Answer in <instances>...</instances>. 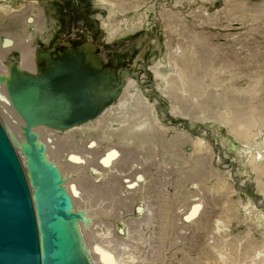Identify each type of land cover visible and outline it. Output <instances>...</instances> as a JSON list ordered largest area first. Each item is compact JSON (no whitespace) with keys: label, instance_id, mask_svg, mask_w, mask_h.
I'll return each mask as SVG.
<instances>
[{"label":"rangeland","instance_id":"374dc122","mask_svg":"<svg viewBox=\"0 0 264 264\" xmlns=\"http://www.w3.org/2000/svg\"><path fill=\"white\" fill-rule=\"evenodd\" d=\"M112 1L120 5V3L118 2L119 0ZM122 1L131 3L133 5L132 8L136 6L134 9H128L125 6L117 5V11L119 12V15L126 21H128V23L131 22L132 19L133 21L136 20L134 23V27L132 28L133 31L119 33L116 39L109 42L108 40H106L108 37L106 33L108 32H105V30L103 31L101 22L99 21L98 26L93 25V23L91 22L93 17L97 18L100 15L99 13H104L107 17V9H103L101 7L96 6L92 0H0V56L3 54L1 52H3L4 49L6 50V48L2 46V42L4 40H7L8 37L20 42H22V40L24 41V39L32 41L30 43L32 45L31 48L35 50V52L33 51L34 53H36L37 49L40 48L44 50L50 48V41H52L53 44L55 41L59 40L60 46L57 48L56 52L53 53L54 56L57 55L58 52L64 51V43L67 44V46L73 48H76V46L83 43L87 46V48L92 46L93 48H95L99 44V40H96L94 38L95 36H97L96 30L97 27H99V30H102L104 35L103 38L100 39V41L103 42L102 48H104H97V54H94V57H92L98 60L100 66H103V68L107 69L109 71V74H112L114 76L116 86L121 83V79L124 73L122 72V70H127L129 71V73L137 75L140 78L141 82H145V80H153L155 82V84L140 83L142 84V87L131 90L132 93H129L128 95L132 100H136L137 98H139L138 93L146 90L145 93H147V99L149 101H151L152 98L155 97L159 98L162 102L164 101L167 104L169 102V104L165 106L162 102L155 103L151 101V105L155 107V110L153 111L149 107L150 103H147L146 107L143 105L149 118L154 120V117H159L160 125H157L158 131L148 129V127L145 126L136 129L135 133L130 135L131 137L127 135L126 139L127 141H129L128 146H130L129 148L132 149L130 153L127 152L129 155L126 159V169H131L130 172H132L135 169L140 168V171H143L148 174V181L145 182L144 185H142V187L136 191L132 212L126 215L122 211H120L119 216L115 219L114 217L106 216V211L110 210H106L105 206L110 203V200L104 199L105 197H101L94 193L91 195V201H86V203H88V201L90 203H88L90 208L88 212L94 213L96 216V219L94 221L96 223L93 229L94 233L98 235L106 234V223H110L112 226H114V230L116 231V233L120 234V237H125L124 239L126 241L131 242V240L128 238V229L125 226L127 221L140 219L138 214L133 212L134 207L140 205L143 202L142 200L147 197L152 205L153 212L155 211L154 215H157L159 211H157V209H164L162 206L158 205V201L151 194L150 186L152 184V181H156L158 185V190L160 192H162V189L165 191L166 189H168L170 191V194L174 196H182L184 193L187 194L183 201L181 199H178L182 202H175V200L177 201V199H165L164 205H166L167 208H169L170 206L172 207L169 208L171 212L166 209L168 210L167 216L169 223H172V219L174 220L173 212L175 209L177 215H183L184 212L189 208V206L195 201H203L204 204L206 203L204 207L206 209L208 208V212H211L209 202L213 204V201L218 202L220 200L219 205L214 204V206H212V212L217 213V218H215L214 221L219 220L220 218L222 220L221 222L228 226L230 225L229 221L231 219H228L226 217L229 213L226 212L224 213V215L222 212H224L223 210L228 207L229 201L235 204L238 203L239 208L241 209L242 201H248L250 199L251 201H254L258 205L262 206V209H264V199L261 200L260 198L263 197V195L257 189L258 182H256L255 179L252 180L249 178L248 180V177L243 178L244 183H239V180L237 179L229 180L228 177H221V180H219V176H217L215 178L213 177L209 179L208 182L207 180L199 181L196 179L195 185L191 183L188 184V186L186 187L184 185H181L179 187H173V185H175V182L178 181L177 179L183 176L184 170L189 168L188 166H190V164L185 166L182 165V163H180L178 159L174 158L175 153H172L171 151H167V153L163 152V146L156 145L154 141L156 137L160 136L158 138H161L165 140V142L170 144L173 140H175V138H181V145L184 141L185 144L184 146H182L180 152L184 155V157H186V159H191L194 156V142L197 141V138L199 136H204L206 138L207 144L213 148L212 154L208 151V154L202 152L203 154L196 153L195 156L196 158H201L204 156L207 157V155L212 156L209 165L206 166V173L212 176L211 170H213L214 173L215 169L221 171L222 167L235 164L233 175H236V177H238L237 174L239 171V166L236 165L235 158L225 155V153H221L219 151V148L222 149L221 145L217 142V140L213 141L212 136H210L209 133L204 129H207L211 126L210 122L216 121L220 124V122H223V120L221 119L225 117L217 116V119H213V116L216 117V115L218 114L229 115V111L225 109L223 101L227 100L230 97L239 99L243 97L246 92H249L256 86L255 80H251V78H244V75L239 73V71L236 70L237 68L233 66L236 57L238 55H242L235 53L233 50L239 48V46H237L238 43L236 42V40L239 42H241L240 40H242L243 42L248 41V43L246 44L250 43L251 45V49L248 51V53L257 54L256 52L258 51L264 53V17H255L257 16L255 15V8L264 5V0ZM137 5H139V9L137 8ZM18 10L20 12H24V14L21 13L23 15H21L22 17L20 19H16L15 16L18 14ZM170 11L176 14L179 24L183 27L179 34L169 27V16L166 15V12ZM164 13L165 15H163ZM28 17H35L39 19L40 26L37 24L28 25ZM257 27H261V29H258ZM44 30H46L47 32ZM22 36L24 37L22 38ZM44 38H49V42L47 43L46 41H44ZM194 38H196L194 46H196V43L203 42L202 44H204V47H207L204 48L206 50V53L211 52V46L214 48L220 47L224 51L228 52L220 58L226 61L228 60L229 62L231 61L232 65L229 63L228 65H231L230 67L226 63L227 69L225 67L226 70H224V63H219L215 66L213 70L207 71L206 69L202 68L201 64L196 63V56L192 61L188 60V74L189 80H191L190 84H196V86L197 84L199 85L196 88V95L193 97V92L195 90L193 89L192 85L183 86V84L186 83L182 82L179 77L181 73V67L175 65H166V69L165 67L158 68V70L160 69V75L163 77L161 78L160 76L158 80L155 78L154 73V70L157 69H150V67H153L154 62L159 63L160 58L164 56L163 54L165 52H167V44L172 47L173 52L176 51L177 45L181 46L184 51L189 52L190 46L193 45ZM202 38L206 39L204 40ZM208 38H210V42H208L206 45L205 41ZM89 44L90 46H88ZM25 49H28V51L31 50L30 46L29 48ZM19 52V50H16L10 53L7 56L8 58L5 57L6 60L8 59V65L12 64V59L14 58L15 60L19 59L21 61L22 52ZM244 55L245 57L247 56L246 54ZM188 58L189 56L185 59ZM0 62V64H3L2 61ZM245 65H248V68L250 67L249 71L251 72H254L255 69L258 71H262V68L260 67H264V58H260L256 62L242 61L240 67H245ZM169 66L171 68H169ZM231 70L233 72H229ZM125 74L127 75L126 72ZM214 77H217L218 79L220 78V80H214ZM171 78L175 79L173 81L174 84H178L179 97L181 98V101L185 100V105L187 108H191L193 104L197 105L200 102L206 100V102L208 103V105L203 109V111H199V109L195 108L190 114L186 115L181 119L183 122L178 123L175 127L171 126L170 124L177 123L179 120H170L168 116H166L167 114L165 115L164 113L166 111V113L170 114L171 103L167 98L161 99L162 94L160 95L158 93L160 91L159 89L161 88L165 90V93H169V89H167V86L165 85V80H171ZM194 78H197L196 82L194 81ZM176 79L178 80L176 81ZM163 80L165 82H163ZM125 84H127L126 80ZM123 89L124 88H122V91L120 92L121 95L123 93ZM149 91L151 92L149 93ZM120 96L117 97L118 99L116 101V107H119L118 104L120 103L118 102V100ZM123 109L125 111H135V109L130 104H125L120 112H125ZM113 115L114 114L112 113L110 118H112ZM120 117L118 118L121 119ZM122 117L125 118L124 116ZM125 119L127 121H130L133 120L134 117L128 116ZM135 119L139 120L140 117L135 115ZM0 120L2 121V123L4 122L3 124L8 130L7 126L9 120L3 117V112L1 109ZM191 121L197 122V128H194L191 125ZM114 127L116 130L119 126L114 125ZM168 127H173V129L170 130L168 129ZM225 128V133H232L230 128ZM110 129L113 133L112 128ZM96 131L97 132H95V130L81 129V131H77L74 133L72 132L66 134V136L67 138L72 137L75 143L81 145L78 146L80 147V150H84L90 140H102L104 138L105 140L102 141L103 145L100 148L102 153L105 152L108 148H112L114 146L116 147L118 146V143L124 142L122 141L123 139H120L121 141H118L116 138H112L110 133H106L104 135L100 134V131ZM257 131L258 130H256L255 133H257ZM42 136L44 137L43 139H45L46 137L50 136V133L42 132ZM61 136L57 137L61 139ZM146 138H151L154 141V148H152L151 151L152 154L154 153V150H158L160 153L159 155L155 153L153 154V156H148L146 154V152L148 151L145 150L142 146H137V148L133 146L136 145L135 140H145ZM208 139H210L212 143ZM93 145L94 144L91 143L89 146L92 147ZM74 148L76 147L72 148V146H69L66 150L69 152L73 151ZM220 155L225 158L221 160ZM70 157H72V155ZM110 174H112V172L104 175L94 176L95 182H98L99 184L102 183V181L106 178V180H108ZM83 175V173H78L76 175L70 174L68 178L70 177V180H76L81 179ZM214 184L218 187H216ZM242 185L243 187H241ZM120 187L121 189H124L125 184H121ZM219 187L226 191L220 192L221 189ZM228 188H233V190H236L235 188H238V190H236L238 191V193L227 195L226 193L230 192V190H227ZM188 189L190 190L189 193L187 192ZM116 197L119 198V196ZM99 198H101V201L99 200ZM223 198L228 203L223 201ZM199 199L200 201H198ZM118 204L119 203H117V205ZM116 210L117 207L114 206L112 213H114ZM99 212H101L102 214H100ZM238 217L241 219L240 212ZM181 218L182 217L176 218L173 226L165 225V227L169 228V231L166 232V236L164 237L163 235H161L164 233H159L161 228V221L158 219L157 216L154 218L153 226L150 230L151 239L150 241H148V243L150 244L149 246H147L148 248L146 250L147 254L148 251L150 252L152 262H146V264H184L182 263L184 255H188V258L191 259L190 261H195V264H261L260 260H262L264 255L262 248L261 250H257V254L259 256L257 257L258 259H254V252L251 255L252 259H249L248 257H242L240 260L235 261L234 258H232L234 257L233 253L236 252L237 249L244 250L247 244L251 246L252 249H254V245L257 244L256 240L258 239V237L256 238L253 236L251 243L249 240L245 239V237L249 236V231H247L246 233V230L244 228H235V232L232 231V233L230 231V228L227 230L228 227L226 226V229L218 233L216 225H212L211 229H207V231H202L201 228H199V226L195 225L194 223H187L188 226H185L183 223L184 221L181 220ZM183 219L185 220V216H183ZM122 229L125 231L124 234L120 233L122 232ZM239 237H243L244 241L242 239H239ZM237 240L241 241L237 242ZM222 241L226 242L224 243ZM233 242H236V244L240 246L236 249V251H234L231 247L225 248L227 243L229 245H232ZM213 243H219L220 245L222 244L220 246V250L223 256L219 257L218 251L211 247ZM223 249L225 250L223 251ZM236 253L239 254L240 251ZM258 260L259 262H256Z\"/></svg>","mask_w":264,"mask_h":264},{"label":"bare ground","instance_id":"6f19581e","mask_svg":"<svg viewBox=\"0 0 264 264\" xmlns=\"http://www.w3.org/2000/svg\"><path fill=\"white\" fill-rule=\"evenodd\" d=\"M3 1H7V0H3ZM92 1L95 3L96 6L101 7L103 9H107V12H106L107 17H106V14H103V13H99L100 15L97 17V19L101 22L103 31L105 30V32H108L106 33V35H108L107 39L105 38L106 40L110 42L116 39L119 33L133 31L132 28L134 27V23L136 20L133 21L132 19V21L128 23V21L122 18L119 15V12L117 11L118 4L114 3L112 0H92ZM118 2L120 3L121 6H125L128 9H134L136 7L135 6L132 8L133 5L131 3H127L122 0H119ZM139 5H137V8L139 7ZM255 10H256L255 15H257L255 16L256 18L264 17V5L255 8ZM21 13L24 14V12L19 11L18 14L15 15L16 19H20L22 17L21 15L23 14ZM166 13H167L166 15L169 16V27L179 34L183 27L179 24L176 14L172 13V11L166 12ZM163 15H165V13ZM27 22H28L27 23L28 25L37 24L40 26L39 19L35 17L34 18L28 17ZM257 28L261 29V27H257ZM103 36L104 35L101 30L99 33V37L97 38L99 40L98 41L99 44L95 48H93V46L87 48V46L84 43L76 46V48L81 47L82 49H84L87 59L91 61L93 64L95 63V65L100 69L103 75H109V77H111V83L106 85L105 87V92H109L111 95V101L107 104V106L103 109V111L97 117H95L94 119H90L83 124L76 125V126H73L67 129H53V128H49V127L42 126V125L34 128V131L38 134L39 141L43 142V144L45 145L47 158L59 168L61 177L64 179L63 181L64 188L66 189V191L71 197V200L73 203V209L80 210L82 214L84 215V220L77 222V228H78V231L81 237L82 249L85 255L87 256V259H89V261L92 264H104L99 259L100 258L99 253L95 251L96 247H99L100 249L104 250L105 252L111 255L112 260H110L109 258L108 264H146V262L147 263L152 262L150 252L148 251V254H147L146 250L148 248L147 246H149L150 244L148 243V241H150L151 239L150 230L153 226V221L156 216L161 221V228H160L159 233H164V234H161L163 235V237L166 236V232L169 231V228L165 227V225L173 226L176 218L178 217H182L181 220L184 221L183 223L185 226H188L187 223H194L195 225H198L202 231H207V229H211L212 225L213 226L216 225L218 233L226 229V226L228 227L227 230L230 228L231 232L232 231L235 232L234 231L235 228L236 229L244 228L246 230V233L247 231H249V234H248L249 236L247 237L244 236V237L246 240H249L250 243L252 242L253 236L256 238L258 237V239L256 240L257 244L254 245L255 247H253L254 249H252V247L247 244L244 250H238L237 248L240 246H238L236 242H233L232 245H229L227 243L225 248L231 247L233 248L234 251H236L237 249L236 252L240 251L239 254H237L236 252L234 253L232 252L234 256L232 258H234L235 261L240 260L242 257H248L249 259H252L251 255L253 252L255 253L254 259H258L257 257L259 256L257 254L258 253L257 250H261L262 248L264 252V209H262V206L258 205L257 203L249 199L248 201L247 200L242 201V208L240 209L238 203L235 204V203H231L230 201L228 203L223 198V201L228 203V207H226L227 209L225 208V210H223L224 212L222 213L223 214L226 212L229 213L227 214L226 218L231 219L229 221L230 225L228 226L222 223L221 222L222 220L220 218L219 220L214 221V219L217 218V213L212 212V206H214V204L219 205L220 200L218 202L213 201V204L209 202V206L211 207V212H208V208L206 209L204 207L206 203L204 204V202L200 201L199 199L198 201L200 202L195 201L194 203H192L189 206V208L184 212L183 215H177L175 211L176 209H175L173 212L174 220L172 219V223L171 222L169 223L167 211L169 210V208H172V207L170 206L169 208H167L166 205H164L165 199L166 198L167 199L171 198V200L177 199V201L175 200V202H178L179 201L178 199H181L183 201L187 194L184 193L182 196H174L170 194V191L168 189H166V191L162 189V192H160L158 190V185L156 181L151 182L152 183L150 186L151 194L158 201V205L162 206L164 209L162 208L157 209V211L158 210L159 211L157 215L155 214L156 215L155 216L154 215L155 211L153 212L152 205L149 199L147 197L145 198L143 197L144 198V200H142L143 202L141 204L139 203L140 205L135 206L133 209V212L138 214L140 219L139 220L135 219V220L126 222L125 227H127L128 229L127 230L128 231L127 233L129 234L128 238L131 240V242L126 241L124 239L125 237L123 238L120 237L119 236L120 234L116 233V231L114 230V226H112L110 223H106V227H107L106 234L98 235L94 233L93 229L96 223L94 222L96 219V216L94 213L88 212L90 209L89 208L90 203L89 201H88L89 204L86 203L87 200L91 201L92 194L95 193L101 197H105L104 199L110 200V203L107 206H105L106 210H110V211H106V216L114 217L116 219L119 216L120 211H122L126 215L132 212L136 191L139 190V188H141L142 185H144V183L148 181V174H146L143 171H140L139 170L140 168H137L132 172H130L131 169H126L125 167L126 159L129 155L128 153H130L132 149V148H129L130 147L128 146L129 141H127L126 138H127V135L130 136L131 134L135 133L136 129H139L145 126L148 127V129L158 131L157 125H160L159 117L157 118L154 117V120L149 118V116H147L145 107L147 103L148 104L150 103L149 107L153 111L155 110V107L151 105V101L155 103L162 102L159 98H155V97L152 98L151 101H149L147 99V93H145L146 90L138 93L139 98H137L136 100H132L130 96L128 95L129 93H132L131 90L142 87V84H155L153 80H145V82H141L140 78L137 75L126 72L127 73L126 77L124 75L122 76V79H121L122 83L116 86L114 76L112 74H109V71L103 68V66H100L98 60L93 58L94 54H97L96 53L97 48L99 49L104 48V47L102 48L103 42L100 41V39L103 38ZM23 37L24 36H22V38ZM202 39L205 40L206 38H202ZM209 39L210 38H208L205 41L206 45L208 42H210ZM49 40L50 39L47 38L44 41L48 43ZM240 41L241 42L236 40V42L238 43L237 46H239V48L234 49V50L232 49V50L235 53L242 54V55L239 56L237 54L238 56L236 57V60L233 66L237 68L236 70L239 71V73L244 75V78H247V79L251 78V80L252 79L255 80L256 86L249 92H246V94H244L243 97L239 99L230 97L227 100L223 101L225 109L229 111V115L226 114L227 115L226 116V115L218 114L216 115V117L213 116L212 117L213 119H217V116L219 117L225 116V117L221 119L223 120V122H220V124L219 122H216V121L210 122L211 126L207 129H204L205 131L209 133L210 136H212L213 141L217 140V142L221 145L222 149L219 148V151L221 153H225V155L235 158L236 165L239 166L238 167L239 171L237 174L238 177H236V175H233L235 164L222 167L221 171H218L217 169H215L214 173H213V170H211L212 176L206 173V166L209 165L212 156L207 155V157L204 156L201 158H196L195 156L196 153H202V152L207 153L208 151L212 154L213 148L207 144L206 138L204 136H199L197 138V141L194 142V145H193L194 156L191 159H186V157H184V155L181 154L180 152L182 149V146H184L185 144V141H184L183 144L181 145V138H175V140H173L169 144L165 142V140L158 138L160 137L158 136L155 138L154 141L156 145L163 146V149H164L163 152L167 153V151H171L172 153H175L176 156L174 155V158L178 159V161H180V163H182V165L184 166L190 164V166H188L189 168L184 170L183 176L177 179L178 181L175 182V185H173V187H179L181 185H184L186 187L188 186V184H191V183L195 185L196 179L199 181L207 180L208 182L209 179L213 177L215 178L217 176H219V180H221L220 179L221 177L223 178L228 177L229 180L237 179L239 180V183H244L243 178L248 177L247 178L248 180L250 178L252 180L255 179L256 182H258L257 189L263 195V197H260V198L261 200L264 199V83H263L264 82V70H263L264 67L262 66L260 67L262 68V71H258L255 69L254 72L249 71L250 67L248 68V65H245V67H242V66L240 67L242 61L243 62L244 61L256 62L260 58H264V53L260 51L256 52L257 54L248 53V51L251 49L250 43L246 44L248 43V41L247 42H243L242 40ZM30 42L32 41H29L28 39H24V41L22 40V42H20V41L14 40L9 37L7 40H4L2 42V46L6 48V50L4 49L5 51L3 50V52H1L3 54L0 56L1 58L0 61H2L3 64H0V74L6 76L8 73V69L10 68L11 65L14 64V65H17L23 72L29 73V74L34 73L35 75V73L37 72L36 60H38L39 62H43L44 60L36 58L35 54L37 52L34 53L35 50L31 48L32 45ZM194 42H196V38H194L193 45L190 46L189 52L184 51L182 47L179 45H177L176 51L173 52L172 47L169 44H167V52H165L163 54L164 56H162L161 58L159 57L160 58L159 63L154 62V65L152 64L153 67L152 66L150 67V69H157V70H154L155 78L157 80L161 76L159 73L160 69L158 70V68L165 67L166 65H170V66L175 65V66L181 67V69L179 68L181 70L179 77L182 82L186 83V84H183V86L192 85L193 89L195 90L193 92L194 94L193 97L196 95V88L199 85L197 84L196 86V84H190L191 80H189V74H188L189 73L188 60L192 61L196 56V63L201 64L202 68L206 69L207 71L213 70L215 66L219 63H224L223 65L224 70L227 69L226 63L227 65L229 63L232 65L231 61L229 62L228 60L226 61L220 58L228 53L224 51L222 48L220 47L214 48L211 46V52L206 53V50L204 49L206 46L204 47V44H202L203 42L196 43V46H194L195 45ZM29 46L31 49L30 51H28V49H25V48H29ZM59 46H60L59 40H57L49 48L51 49L50 53L53 57H55L53 53L56 52ZM63 46L65 48L64 51L66 50L73 51L74 49H76V48L67 46V44L65 43L63 44ZM88 46H90V44ZM19 48H23L24 50L19 49ZM16 50H19L20 52H22L21 61L19 59H18L19 61L17 59L15 60L14 58L12 59V64L8 65L7 64L8 59L6 60L5 57H7L10 53ZM64 51L58 52V54L64 53ZM244 54H246L247 56L245 57ZM188 56L189 58L185 59ZM231 65H228V66L231 67ZM170 66L169 68H171ZM229 72H233V71L231 70ZM161 78L163 77L161 76ZM125 80L127 84H125ZM174 80L175 79H172V78L171 80H167V79L165 80L166 81L165 85L167 86V89H169V93H165L164 92L165 90H163L162 88L159 89L160 91L158 92L160 95L162 94L161 99L167 98L171 103V110H170L171 112L170 114H168L165 111L164 112L165 115L167 114L166 116H168L170 120H174V119L179 120L177 123L170 124L173 127H175L178 123L183 122L181 119L185 117L186 115L190 114L195 108L199 109V111H203V109L208 105V103L206 102L207 100H206L200 103L198 102L199 104L197 105L191 104L192 107L187 108L185 105L186 104L185 100L181 101V98L179 97L178 84H174L173 82ZM177 80L178 79H176V81ZM196 80L197 78H194L195 82ZM214 80H220V78L218 79L216 77ZM165 81L163 80V82ZM122 88L124 89L121 95L120 92L122 91ZM150 92L151 91H149V93ZM118 96H120L118 100L120 104H118L119 107L118 106L116 107V103H117L116 101L118 99L117 98ZM162 103L165 106L169 104V102L167 104L164 101ZM125 104H130L135 109V111H132V110L125 111L123 109L125 112H120ZM143 105L145 107H143ZM0 109L3 112V117L9 120V123L7 126L8 130L4 126L5 129L8 131V133L11 135L13 139H16V140L20 139L21 136L19 134L20 133L19 126L22 124V120L18 117L15 110L11 106L8 100V97L6 95L5 87L3 83H0ZM112 113L114 115L112 116V118H110ZM135 115L139 116L140 119L136 120ZM122 116H124L125 118H127L128 116H133L134 119L127 121ZM118 117H120L121 119H119ZM114 125L119 126L118 129L115 130ZM191 125L194 128H197L198 126L197 122L195 121H191ZM173 127H168V129L172 130ZM225 127L230 128L232 133L230 134L225 133V129H226ZM110 128H112L113 133ZM81 129L95 130V132H97L96 130H98L100 131V134H104V135L106 133H110L112 138H116L118 141H121L120 139H123L122 141L124 142L118 143V146L108 148L105 152L102 153L100 148L103 145L102 141H104L105 139L104 138L102 140L93 139L87 143V147H85L84 150L83 149L80 150V147L78 146H81V145H78L77 143H75L72 137L67 138L66 134L81 131ZM256 130H258L257 133H255ZM42 132L50 133V136L43 139L44 137L42 136ZM57 136H61V139H59ZM181 136H182V133H181ZM208 140L210 141V139ZM154 141L151 138H146L145 140H135L136 145H133V146L136 148L137 146H142L145 150L149 152V153L146 152L148 156H151V155L153 156V154L155 153L159 155L160 153L158 150H154L153 154L151 152L152 148H154V145H153ZM91 143L94 144L92 147L89 146ZM74 144H77V145H74ZM69 146H72V148L73 147H76V148H74L73 151L68 152L66 149ZM71 155L72 157H70ZM220 158L222 160L225 157L220 155ZM110 172H112V174L109 175L110 177L108 178V180H106L107 179L106 178L105 180L102 181V183H99V184L98 182H95L94 176L104 175ZM78 173L84 174L81 177V179H76V180L71 179L70 180L69 179L70 177L68 178L70 174L76 175ZM123 183L125 184V187L124 189H121L120 185ZM241 187H243V185ZM219 188L221 189V187ZM235 189L238 190V188H235ZM227 190H230V192L228 191L229 193H226L227 195L238 193V191L233 190V188H228ZM189 191L190 190L188 189L187 192L189 193ZM223 191H226V190L221 189L220 192H223ZM116 196H119V198H117ZM106 197H110V198H106ZM99 200L101 201V198H99ZM181 200L179 202H182ZM117 203L119 204L117 205ZM114 206L117 207V210L114 213H112ZM227 210L230 211L231 213L228 212ZM239 212L241 214V219L238 217ZM99 213L102 214L101 212ZM183 216H185V220L183 219ZM124 232L125 231L122 229V232L120 233L124 234ZM239 239H242L244 241L243 237H239ZM239 241L241 240H237V242ZM221 245L219 243H213V245L211 246L213 249L218 251L219 257L223 256L220 250ZM224 250L225 249H223V251ZM263 258H264V255H263ZM263 258L262 260H260L261 264H264ZM190 260L191 259L188 258V255H184L182 263L195 264V261H190ZM256 262H259V260Z\"/></svg>","mask_w":264,"mask_h":264},{"label":"water","instance_id":"95a60500","mask_svg":"<svg viewBox=\"0 0 264 264\" xmlns=\"http://www.w3.org/2000/svg\"><path fill=\"white\" fill-rule=\"evenodd\" d=\"M50 50H38L44 68L35 75L14 64L0 74L22 120L18 140L0 121V264H92L77 228L84 215L73 209L59 168L34 128L67 129L94 119L111 101L105 92L111 77L81 47L56 58ZM95 251L104 264L112 260L99 247Z\"/></svg>","mask_w":264,"mask_h":264},{"label":"flooded vegetation","instance_id":"af4514ba","mask_svg":"<svg viewBox=\"0 0 264 264\" xmlns=\"http://www.w3.org/2000/svg\"><path fill=\"white\" fill-rule=\"evenodd\" d=\"M104 14V13H103ZM91 22L93 23V25H99V20L96 18V17H93V19L91 20ZM96 34L97 36H95L94 38L97 40V38L99 37V33H100V30H99V27H97V30H96ZM51 43L49 45L52 46V41H50ZM41 49V48H40ZM39 49H37L36 52H38ZM44 50V49H42ZM37 54V53H36ZM36 56V55H35ZM58 55H55V57H57ZM36 66H37V72L35 74H37L39 72L40 69H43L44 68V61L43 62H39L38 60H36ZM123 75L125 74V72H129L127 70H122ZM34 74V73H33ZM126 75V74H125ZM124 75V76H125ZM126 77V76H125ZM120 84V83H119Z\"/></svg>","mask_w":264,"mask_h":264}]
</instances>
